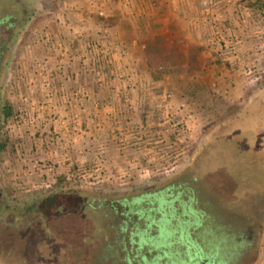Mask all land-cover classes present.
I'll return each instance as SVG.
<instances>
[{"label":"rangeland","instance_id":"374dc122","mask_svg":"<svg viewBox=\"0 0 264 264\" xmlns=\"http://www.w3.org/2000/svg\"><path fill=\"white\" fill-rule=\"evenodd\" d=\"M112 1L30 0L34 7L27 17L0 0V144L6 146L0 153V192L5 197L0 198V264L156 262L158 252L149 248L150 196L176 188L183 201L194 198L205 211L234 208L230 214L242 223L237 231L254 234L252 264H264V224L255 222L251 213L264 210V0H245L243 7H236L244 34L229 26L231 19L224 13L233 0L205 2L203 16L211 31L201 43L203 49L191 64L157 66V74L167 79L155 86L157 95L142 107L149 118L139 108L133 115L137 122L132 115L123 122L131 140L119 142L118 151L130 159L118 163L120 170L110 166L111 175L95 173L101 156L90 172L81 164L68 175L56 174L42 161H23L30 131L22 128L27 117L18 110L17 92L35 84L38 73L46 88L50 74L44 73L45 60L55 58L56 52L65 58L67 52L60 48L68 40L63 30L84 23L85 16L104 19ZM122 3L129 10L130 0ZM153 98L156 107L151 106ZM8 106L12 116L5 119ZM36 162L53 169L51 189L33 188L36 178L27 170ZM60 192L81 199L71 211L59 209L53 215L28 209L37 199ZM58 202L70 206L73 199L60 196ZM6 203L10 210L2 208ZM175 237L164 230L160 249ZM182 243L192 246L185 234ZM189 253L178 246L170 254L171 264H197L184 261Z\"/></svg>","mask_w":264,"mask_h":264},{"label":"crops","instance_id":"0c3cea01","mask_svg":"<svg viewBox=\"0 0 264 264\" xmlns=\"http://www.w3.org/2000/svg\"><path fill=\"white\" fill-rule=\"evenodd\" d=\"M241 1L245 0H233L224 13L231 19L229 26L244 34V22L234 14L243 7ZM205 2L130 0L126 10L122 0H113L104 19L88 20L89 15L84 23L65 28L62 33L68 40L60 46L67 51L65 58L59 59L56 52L42 64L45 75L50 74L46 88L38 73L35 84L15 96L18 110L27 117L22 128L30 131L24 138L23 161H42L56 174L68 175L81 164L90 172L101 156L106 176L114 171L112 166L120 170L118 163L130 159L118 151L119 142L131 140L128 129L122 130L123 122L138 115L139 108L149 118L142 107L157 95L155 86L167 79L157 74V66L191 64L203 49L201 43L211 31L203 16ZM101 51L106 53L102 58ZM155 53L161 57L155 58ZM58 69L59 74L52 75Z\"/></svg>","mask_w":264,"mask_h":264},{"label":"trees","instance_id":"16d2710c","mask_svg":"<svg viewBox=\"0 0 264 264\" xmlns=\"http://www.w3.org/2000/svg\"><path fill=\"white\" fill-rule=\"evenodd\" d=\"M5 1V3L7 4V7L5 8L9 9L10 7H13L14 9L23 12L27 17H30L32 15L34 6H32L30 0ZM160 57L161 55L159 53H155V58L159 59ZM3 116L5 119H9L12 116L11 107L8 106L4 108ZM254 147L255 145L253 146V148ZM5 149L6 146L0 144V153L5 151ZM182 195L183 193L179 191L178 188H176L173 189L170 194H168L167 191H163L150 196L153 197V200L149 201V221H151L149 224V240H152L153 245L149 248L155 249L158 252L159 256L156 258V262H152L153 259L149 260V264H161L160 260L162 258L169 259L170 254L172 252L175 253L177 251V247L180 245H183V247L185 246L190 250V245L182 243L183 234L191 239L192 246L195 243L196 226L199 219L204 217L206 213L204 210L200 209L197 201L194 198H190L188 201H183L181 199ZM60 196L63 198H72L73 204H71L70 206H65L63 205V202H58V197ZM3 197L4 192L2 191L0 192V198ZM76 199L81 198L75 196V194H72V192H60L52 196H45L43 199H37L31 206L28 207V209H35L39 212H43L46 215H53L59 209H64V211H71V209H73V205L76 204ZM155 204L156 207L154 206ZM2 208L4 210H10L11 207L6 203ZM165 223L169 225L167 226L165 225ZM164 230L174 232V236L176 237L171 240L168 248L160 249V236ZM194 259V263L198 264L195 257L191 258V260Z\"/></svg>","mask_w":264,"mask_h":264},{"label":"flooded vegetation","instance_id":"af4514ba","mask_svg":"<svg viewBox=\"0 0 264 264\" xmlns=\"http://www.w3.org/2000/svg\"><path fill=\"white\" fill-rule=\"evenodd\" d=\"M212 208V211L211 209L205 211L206 208L204 207L200 208L207 213L198 221L194 245L190 247V250L184 246L190 251L189 257L184 261L189 263L193 257L191 252H194L198 264H252L254 254L252 255L250 252V247L254 242V234L247 231L245 234L237 231L239 224L242 223L241 220L230 214L234 211V208L227 210L224 207L223 210L225 211H220L221 213L218 212L217 207ZM259 208L262 207L259 206ZM251 213L255 222L264 224V210L262 212L251 211ZM228 216L229 221L227 220ZM181 257V255H178L176 258L178 260L183 259ZM166 260V264H171L170 259ZM193 261L195 262V259Z\"/></svg>","mask_w":264,"mask_h":264},{"label":"built area","instance_id":"2783aa9c","mask_svg":"<svg viewBox=\"0 0 264 264\" xmlns=\"http://www.w3.org/2000/svg\"><path fill=\"white\" fill-rule=\"evenodd\" d=\"M99 15L101 17H104L103 12H100ZM168 97H170V96H168ZM99 159H100V157H99ZM100 160H101V163L99 166H97L95 168L96 169L95 173L99 172V174L102 175V174H105L104 173L105 170H104V167L102 164L103 160L102 159H100ZM44 167L39 166L38 163L36 162L33 166L30 167L29 170H27V175L29 177L36 178L35 179L36 181L32 183L33 188H35L36 190H49L52 188V186L54 184V180L52 179L53 175H54L53 169L52 168L44 169Z\"/></svg>","mask_w":264,"mask_h":264}]
</instances>
